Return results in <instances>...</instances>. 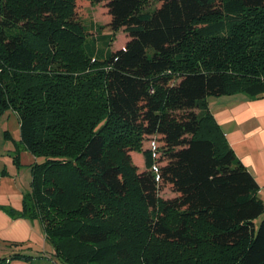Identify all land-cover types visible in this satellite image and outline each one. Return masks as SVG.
Masks as SVG:
<instances>
[{"label":"trees","instance_id":"1","mask_svg":"<svg viewBox=\"0 0 264 264\" xmlns=\"http://www.w3.org/2000/svg\"><path fill=\"white\" fill-rule=\"evenodd\" d=\"M89 1L111 32L76 0H0V116L18 118L13 162L34 158L8 211L41 223L57 264H264L258 185L207 105L264 96V0ZM15 258L45 256L0 264Z\"/></svg>","mask_w":264,"mask_h":264},{"label":"crops","instance_id":"2","mask_svg":"<svg viewBox=\"0 0 264 264\" xmlns=\"http://www.w3.org/2000/svg\"><path fill=\"white\" fill-rule=\"evenodd\" d=\"M207 105L233 153L254 177L258 196L264 202V96L250 98L243 93L209 96ZM33 160L32 156L24 162L21 157L20 166L9 161L11 170L0 169V257L20 252L45 258H15L8 264H57L48 259L51 248L45 241L41 223L8 211L22 209L23 193L29 188V178L23 170Z\"/></svg>","mask_w":264,"mask_h":264},{"label":"rangeland","instance_id":"3","mask_svg":"<svg viewBox=\"0 0 264 264\" xmlns=\"http://www.w3.org/2000/svg\"><path fill=\"white\" fill-rule=\"evenodd\" d=\"M76 12L77 16L80 17L84 23L89 24L92 21L93 23H97L102 26L101 30L103 33L111 32L108 26V22L110 21V15L108 14V9L105 6L104 2L92 3L89 0H76ZM95 33L96 32L94 29L90 30L91 35H95ZM128 38V31H126L124 28H120L112 34V40L110 44L111 49L117 50L119 48H122ZM19 137L20 129L17 115L11 110L4 111V113L0 116V169L5 168L11 170L9 161H13V155L15 153ZM151 141L152 139L147 142L145 141L143 147H148V145L151 144ZM20 156L22 157V160L24 162H28V160H30V157H32V155L26 150H22L20 152ZM132 160L135 165L141 168L142 161H144L143 153L133 151ZM12 163L11 165H13ZM29 169L30 168L24 166L23 170V173L26 172V175L29 178L28 184L31 178ZM159 194L164 198H169L174 195V192L168 185H163L160 187Z\"/></svg>","mask_w":264,"mask_h":264},{"label":"built area","instance_id":"4","mask_svg":"<svg viewBox=\"0 0 264 264\" xmlns=\"http://www.w3.org/2000/svg\"><path fill=\"white\" fill-rule=\"evenodd\" d=\"M155 143L154 142H152V149L154 150L155 149ZM152 169L155 171V172H157V165L156 164H154L153 166H152Z\"/></svg>","mask_w":264,"mask_h":264}]
</instances>
